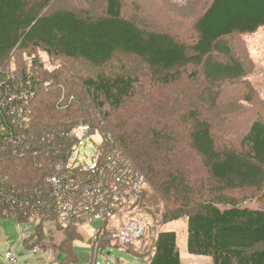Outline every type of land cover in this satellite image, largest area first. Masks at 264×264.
<instances>
[{"label": "trees", "instance_id": "obj_1", "mask_svg": "<svg viewBox=\"0 0 264 264\" xmlns=\"http://www.w3.org/2000/svg\"><path fill=\"white\" fill-rule=\"evenodd\" d=\"M52 2L0 0V68L16 62L25 70L19 54L32 56L38 50L60 60L47 74L56 88L50 90L43 81L29 105L30 143L0 155V218L34 221L37 240L43 237L44 221L61 228L49 209L46 176L57 161H67L74 144L71 127L90 123L146 177L153 192L149 196L147 188L141 194L143 206L164 202V222L186 219L191 254L209 256L213 264H264V208L243 206L227 194L264 189V103L237 142H228L219 127L226 120L220 118L226 114L219 107L221 90L235 82L250 84L247 65L229 42L264 26V0H212L196 20L190 41L127 19L121 0H106L101 16L71 9L48 12ZM118 54L141 59L144 76L158 89L202 78L200 101H186L184 86L180 106L163 97L152 105L157 97L147 96L145 81L125 73L88 77L79 90L66 92V60L98 68ZM198 160L205 175L194 181ZM64 233L66 239L56 245L61 264L77 263L73 243L83 236L76 229ZM153 238L148 264H183L175 230L158 231ZM124 250L145 255L143 249Z\"/></svg>", "mask_w": 264, "mask_h": 264}, {"label": "rangeland", "instance_id": "obj_2", "mask_svg": "<svg viewBox=\"0 0 264 264\" xmlns=\"http://www.w3.org/2000/svg\"><path fill=\"white\" fill-rule=\"evenodd\" d=\"M211 2L212 0H121L122 15L127 19L139 24L146 30L167 31L186 41H190L195 32L196 20L204 13ZM106 4V0H53L47 10L48 12H52L55 10L71 9L94 16H101L106 12ZM229 43L232 46L235 57H239L246 63L248 70V75L246 77L250 81V84L247 86L235 82L229 84L225 90H221L219 107L223 109L226 114L225 116H220V118H225L226 120L221 123V125L219 124V127L228 142H237L242 135L247 132L257 112L262 111L263 108L264 26L254 33L239 34L230 40ZM34 55L38 57V61L40 62L37 64L39 75L42 74L41 77L44 79L43 81H47V85L49 84L47 88L49 86L50 90L56 88L54 86L55 78L47 74L48 72L50 74L52 70L60 65V60H56L41 50L36 51ZM22 57L23 54H19L18 59L19 62L24 64L26 62H24ZM145 72L146 65L141 59L133 55L118 54L106 66L98 68L89 65L85 61L66 60V78H68L66 92L74 91L72 89L74 87H76V90H79L77 85L88 77L96 78L98 75L112 76L125 73L138 76L141 82L145 81L143 89L147 91V96L152 98L156 95L157 97L152 105H154L160 97H163L166 101L169 100L173 107L180 106L181 100L178 99L181 98L182 93H184V86L189 94L186 101H190V103L193 101H200L198 95L200 91H203L205 86L202 78L195 81L192 80L188 83L183 82L182 85L178 83L174 86H169L167 90H163L149 84L147 78L144 76ZM157 89L158 94L156 91ZM64 97L67 98L66 94ZM69 98L73 100V95H70ZM158 103L161 104L159 101ZM208 103L207 101L203 102L206 107H209ZM216 114L217 113H215V115ZM212 115L214 117V113H212ZM114 118L115 114L112 113L109 119L113 120ZM79 153L81 159L84 158L89 160L94 153L93 144L89 142L83 145ZM76 156L77 153L73 154L72 158ZM193 169L194 181L201 179L205 175L199 160L194 162ZM147 188H149L147 194L150 196L153 190L149 187L148 181ZM227 194L231 196L234 201L243 206L264 208V189H238L230 191ZM158 207L161 209L160 211L157 210ZM163 207L164 202H161L159 205L150 203L145 207L141 201V195L139 197L138 209L134 217L147 223L145 229L147 237L145 240H140L137 245L129 246L128 250L138 251L143 249V251H145L143 258L125 251L124 247L108 246L98 251L97 261L101 264H148L147 260L150 258V253H152L153 250V235L157 234L158 231L175 230L178 234L177 243L183 264H213L211 257L194 255L189 252L187 245L188 232L186 219L182 218L164 222L162 217L164 212ZM121 221H123V219ZM44 224L45 229L42 235L43 237L38 239V243L43 242L44 247L34 258H29V252L23 248V236L26 232L33 233L35 222L28 221L18 223L15 219L0 218V253L11 250L14 254L18 255V262L16 264H61L62 256L58 249H56L57 243L55 240H65V233L64 237L61 232H58L56 236L54 235V227H56L57 224L53 220L44 221ZM102 224V220L81 224L79 231L83 239L73 243V250L78 260L77 263L69 264L91 263L93 236ZM27 244L28 243H25L24 246L29 248ZM22 253L25 255H21ZM0 264L10 263L0 255Z\"/></svg>", "mask_w": 264, "mask_h": 264}, {"label": "built area", "instance_id": "obj_3", "mask_svg": "<svg viewBox=\"0 0 264 264\" xmlns=\"http://www.w3.org/2000/svg\"><path fill=\"white\" fill-rule=\"evenodd\" d=\"M23 60L25 70L18 68L16 62L0 68V155L11 147H18L16 151L21 145L27 147L34 136L29 105L35 101L43 79L38 73L40 62L36 55H26ZM70 134L74 144L67 161H57L46 176L52 198L49 209L61 227H54V234L61 232L64 237L65 229L80 232L81 224L102 220L103 224L93 236L90 263L101 264L97 261L100 249L108 246L128 249L146 239L147 223L134 214L139 197L147 188V180L118 147L106 142L98 127L78 123L71 127ZM89 142L93 144L94 153L89 160L81 159L80 149ZM75 153L77 156L72 158ZM32 234L26 232L22 241L29 258H34L44 247ZM25 241L29 248L24 246ZM57 241L60 243L62 239ZM0 255L10 264L18 262V255L11 250Z\"/></svg>", "mask_w": 264, "mask_h": 264}]
</instances>
